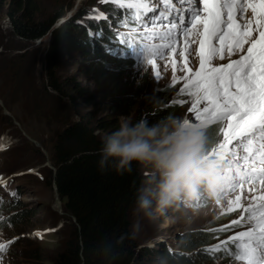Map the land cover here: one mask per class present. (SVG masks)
Segmentation results:
<instances>
[{"label": "rangeland", "instance_id": "1", "mask_svg": "<svg viewBox=\"0 0 264 264\" xmlns=\"http://www.w3.org/2000/svg\"><path fill=\"white\" fill-rule=\"evenodd\" d=\"M22 1L33 7L34 18L39 23L50 21L59 13L65 15L55 19L51 30L56 31L33 42L24 41L15 35L8 15L9 5H12L13 1L0 0V147L9 148L6 152L5 150L0 152V172L9 167L7 171L15 168V172L19 173L12 180V185L19 184L20 188L16 194L18 198L16 203L24 204L25 211H29L26 218L24 216L16 223L11 222L13 217L15 219V216L21 213H17L20 206H15L12 201L5 204L11 198L7 197L8 193L4 195V192H0V242H7L9 254V257L5 254L4 245L0 249L2 250L0 264H52L68 240L74 224V219L65 210L64 201L56 195L54 183L49 182L56 169L53 150L58 135L69 123L78 119V111L104 118L108 122L107 128L111 129L117 126L121 116H128L135 121L144 117L147 111L171 104L172 114L197 122L196 110L203 111L205 102L195 103L193 97L187 92L182 93L180 89L185 85V80L182 79L185 70L191 77L199 69L200 55L197 49L200 46L199 32L202 31L203 25L185 23L182 25V33L173 29L176 34L171 40L172 48H163V55L153 58L158 75L153 74L152 64L144 60V55L140 59H135L134 63L121 68L123 62L114 63L108 58L92 53L85 55L80 52H69L59 46L62 56L59 59L56 76L63 91L58 93L51 90L44 68L45 54L53 45L55 33L64 31L68 26V29H74L70 22L82 7H91L95 3L102 4L107 0ZM209 3H213V0H209ZM158 4L160 6V0ZM158 10L156 9L154 15L150 16L158 17L154 23L147 28L137 27L129 31H135L142 37L139 39L141 47L166 45L169 43L167 40L169 28L173 24L181 23L178 13L172 12L168 7L166 10L171 14L169 19L158 13ZM259 12L260 9L258 14ZM181 14L188 19L187 7L181 10ZM233 20L237 33L244 31L246 27L251 37L258 38V32L253 31L256 28V18L253 17L247 26L244 22L248 18L240 21L239 16H236ZM72 23L73 26L76 24L74 21ZM134 37L136 38V35ZM250 46L246 41L244 47L233 52L231 56L227 54L225 48L223 55L215 57L211 66L217 67L237 60ZM181 49L185 51L183 58L180 56ZM80 92H85L84 94L89 95L92 101L85 102ZM176 102L177 107L174 106ZM194 107L195 110L189 111ZM221 128L224 132L220 131ZM208 129L212 137L211 149L216 147L214 149L216 150L225 142V133L229 131L227 122L209 126ZM97 132L102 136L107 131ZM231 150H235L237 164L245 165L246 168L250 165L256 168L259 166L246 161L248 150L226 147L225 152ZM3 160L7 163L5 164ZM139 171L144 175L145 181L153 175L143 164L139 165ZM237 171L241 172L239 166L232 170L234 177ZM258 182L255 181L254 184L250 181L240 182L234 188L227 189V193L224 192V195H220L215 201L204 202L200 214L190 223L171 218H143L132 208L131 218L136 239L140 241V246L148 244L153 247V243L158 241L178 250L182 239L187 235L210 230L217 232L220 227L233 221H242L239 223L242 225L237 227L238 230L245 231L246 223L243 222L241 213L249 206H258L259 201L254 197L264 195V184ZM5 216L8 218L1 222ZM216 232L213 241L195 247L190 251V255L206 246L218 248L222 241L228 242L229 237L237 233L221 237L219 234L224 231ZM179 258L183 259L181 254ZM236 261L238 260L235 258L228 259L218 254L215 258L197 259L191 264H243Z\"/></svg>", "mask_w": 264, "mask_h": 264}, {"label": "trees", "instance_id": "2", "mask_svg": "<svg viewBox=\"0 0 264 264\" xmlns=\"http://www.w3.org/2000/svg\"><path fill=\"white\" fill-rule=\"evenodd\" d=\"M12 1L8 15L15 35L24 41L33 42L56 31L51 30L55 19L65 15L59 13L50 21L39 23L34 18L33 7L27 2L24 4L22 0ZM88 11L89 7H82L72 19V22L76 23L73 26L70 22L74 29L70 30L68 26L64 31L56 32L53 45L45 54L46 79L51 90L55 92L63 91L56 76L59 59L62 56L59 46L69 52H80L85 55L92 53L105 57L95 52L104 53L101 45L93 51L89 50V41L93 39L86 34L80 23V20L85 19ZM80 17L81 19H78ZM103 39L99 38L105 42L106 37ZM128 64L123 63L121 68ZM84 93L80 92V95L85 102L90 103L91 97ZM174 106H178L177 102ZM172 107L171 104L160 106L147 111L142 118L149 122L156 121L162 116L172 114ZM77 117L76 121L69 123L58 135L53 150L56 173L49 182H55L59 197L64 201L65 210L74 219V224L68 240L57 253L52 264H191L197 259L208 258L204 253L205 249L201 250L199 253L201 255H196L201 257H185L181 252L209 244L213 241L216 232L212 230L187 235L182 239L178 250L172 252L165 244L159 242H156L153 248L145 244L140 246L131 218L134 194L146 182L144 175L139 171L140 164L133 163L132 170L124 175H117L111 170L101 173L96 163L101 137L97 131L110 132L116 126L108 129L107 120L97 118L93 113L78 111ZM7 150L9 148H6L5 152ZM3 161L7 163L6 160ZM8 168L2 170L0 174L6 176L16 171L15 168L7 171ZM13 204L20 206V211L17 213L21 212L15 216V219L14 217L11 219V222L16 223L24 216L26 218L29 211H25L24 204L20 202ZM234 226L220 228L216 233L223 230L220 235L226 236L227 233L235 230ZM179 254L184 256L183 259L179 258Z\"/></svg>", "mask_w": 264, "mask_h": 264}, {"label": "snow or ice", "instance_id": "3", "mask_svg": "<svg viewBox=\"0 0 264 264\" xmlns=\"http://www.w3.org/2000/svg\"><path fill=\"white\" fill-rule=\"evenodd\" d=\"M182 2L187 3L188 19L181 14L179 17L181 23L173 24L169 28L167 32L169 43L129 47L140 50L144 60L152 64L153 74L158 75L153 58L162 56L163 48H172L171 40L176 34L173 29L182 33V25L185 23L203 25L202 31L199 32L200 46L197 49L200 67L191 77L185 70V76L182 77L185 85L180 91L187 92L195 103L205 102L203 111L196 110V121L201 125L208 128L214 123L227 122L229 131L225 133V143L214 151L221 154L232 172L237 167L235 150L225 152L227 144L235 142L237 146H244L247 151L254 138L264 139V5L255 3L246 5L251 8L253 17L256 18V28L253 31L258 32V38H255L250 36L246 27L244 31L236 32L233 21V9L236 7L234 2L224 0L219 5L209 3V0ZM133 6L147 7L144 3L129 4V7ZM244 7L243 3L239 5L241 14ZM225 12L227 17L222 18V13ZM246 41L251 45L247 49V54L240 55L239 59L228 64L211 66L213 59L222 56L225 48L227 54L231 56L233 52L242 49ZM184 55L185 51L181 49V58ZM193 110L195 107L189 111ZM220 131L224 132V129L221 128ZM257 178L264 182V167H253L250 171L246 169L244 173L237 171L226 190L245 180L255 182ZM254 199L259 201L258 206H249L241 213L243 222L250 226L245 231L237 232L234 237H229L236 248L235 259L242 260L244 264H264V195ZM241 222L233 221V225ZM223 243L222 241L221 244ZM2 248L3 245H0V249Z\"/></svg>", "mask_w": 264, "mask_h": 264}, {"label": "clouds", "instance_id": "4", "mask_svg": "<svg viewBox=\"0 0 264 264\" xmlns=\"http://www.w3.org/2000/svg\"><path fill=\"white\" fill-rule=\"evenodd\" d=\"M90 16H85L84 26L89 25ZM101 35L108 42V35L102 32ZM103 42L99 39L89 41V50L93 51ZM95 52L114 63L123 62L106 53ZM211 143L207 127L182 116L167 114L153 122L143 118L133 121L128 116H121L114 130L100 137L96 163L101 173L111 170L117 175L130 172L133 163L146 165L153 175L136 190L134 212L147 219L171 218L190 223L200 214L202 204L218 199L234 179L229 165L220 153L211 149ZM4 150L2 148L0 152ZM17 175L16 172L6 176L0 174V192L8 193L7 197L11 198L6 204L18 200L19 184L12 185L13 177ZM0 245H5V254L9 257L7 242H0ZM145 245L153 248L155 244L153 247ZM209 247L211 245L204 247V252ZM166 248L174 251L173 246ZM190 251L193 250L181 253L185 257L194 256ZM200 252L195 250V256Z\"/></svg>", "mask_w": 264, "mask_h": 264}, {"label": "bare ground", "instance_id": "5", "mask_svg": "<svg viewBox=\"0 0 264 264\" xmlns=\"http://www.w3.org/2000/svg\"><path fill=\"white\" fill-rule=\"evenodd\" d=\"M81 1H84V0H81ZM143 1H148V0H143ZM252 3L254 4H262V5H264V0H252ZM174 6L177 8V9H183V5L180 3V2H174ZM153 12V10L151 11V13ZM233 13H235L236 15H240L241 14V10H240V8H234L233 9ZM93 14H96V12L95 11H93ZM154 15V14H153ZM156 15V14H155ZM249 15H251L252 17H253V14H252V11L250 10L249 11ZM120 26V23H118L117 25H114V26H110V28L112 29V30H116V29H118V27ZM108 35H110L111 37L112 36H114V35H111V34H108ZM107 36V35H106ZM111 39H113V37L111 38ZM104 40V39H103ZM106 40V39H105ZM121 47V46H120ZM105 53V52H104ZM107 54V53H106ZM244 54H247V52L246 53H244ZM240 58V57H239ZM238 58V59H239ZM129 65V64H128ZM200 65V64H199ZM126 66V65H125ZM200 67V66H199ZM226 149V148H225ZM241 155V154H240ZM262 158L260 159V162H259V167H264V151L262 152ZM235 175H236V173H235ZM262 182V181H261ZM262 183H264V182H262ZM254 184V183H253ZM262 187V186H261ZM264 190V189H263ZM264 194V193H263ZM222 196L224 195V192L221 194ZM2 197H4V195H1ZM244 224V223H243ZM236 225H238V226H241V225H239V224H236ZM234 226V225H233ZM213 231V230H212ZM196 232V231H195ZM199 232V231H198ZM34 235H36V234H34ZM37 236V235H36ZM209 236V235H208ZM228 237V236H227ZM232 253V251L230 252V254ZM228 259H233V257L232 256H229V257H227ZM235 261V260H234ZM236 262H241V263H243L244 264V262L242 261V260H238V261H236Z\"/></svg>", "mask_w": 264, "mask_h": 264}, {"label": "water", "instance_id": "6", "mask_svg": "<svg viewBox=\"0 0 264 264\" xmlns=\"http://www.w3.org/2000/svg\"><path fill=\"white\" fill-rule=\"evenodd\" d=\"M56 173V169L54 170V174ZM54 183V189H55V191H56V195L57 196H59V194H58V191H57V186H56V184H55V182H53ZM60 198V197H59Z\"/></svg>", "mask_w": 264, "mask_h": 264}]
</instances>
